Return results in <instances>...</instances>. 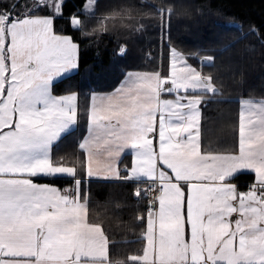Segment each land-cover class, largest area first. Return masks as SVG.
<instances>
[{
	"label": "snow or ice",
	"instance_id": "6c2138e0",
	"mask_svg": "<svg viewBox=\"0 0 264 264\" xmlns=\"http://www.w3.org/2000/svg\"><path fill=\"white\" fill-rule=\"evenodd\" d=\"M95 6L0 0V264H264V97L242 95L231 145L206 146L203 109L219 102L223 85L204 68L217 58L185 54L169 37L166 74L123 72L110 92L91 91L82 110L77 91L56 94L80 64V44L66 33L99 37L115 15L133 19L128 8L89 29L81 13L93 16ZM151 7L162 30L170 26L172 5ZM127 53L121 45L116 54ZM233 77L242 82L243 73ZM82 120L73 150L56 154ZM242 174L245 190L234 182ZM93 177L133 184V198L147 202L133 217L144 225L142 246L126 259L112 258L113 241L92 219ZM57 178L70 183L36 182Z\"/></svg>",
	"mask_w": 264,
	"mask_h": 264
},
{
	"label": "trees",
	"instance_id": "16d2710c",
	"mask_svg": "<svg viewBox=\"0 0 264 264\" xmlns=\"http://www.w3.org/2000/svg\"><path fill=\"white\" fill-rule=\"evenodd\" d=\"M20 2L23 4L24 0ZM84 3L85 0H67L68 10L82 9ZM152 5H172L170 26L162 30L160 18ZM128 8L132 9L133 19L121 20L120 15H115L108 21L109 31L102 36L81 37L79 32L66 33L74 35L80 44V64L71 79L57 82L56 94H62L69 87L77 91L83 110L85 98L91 91L112 90L123 78V72L162 70L166 74L170 37L171 44L185 54L216 56V67H205L204 71L217 75L223 85L222 96L218 98L219 102L209 103L203 109V138L206 146H230L240 97H264V0H96L95 14L88 17L81 13V18L91 29L90 25H95L97 18L122 14ZM112 22L116 23L112 25ZM137 22L144 25L143 31L135 30ZM56 26L62 27V22L57 21ZM252 26L259 30V34L250 31ZM229 44L231 47L226 51H220ZM121 45L128 49L124 57L116 54ZM190 62L199 66L196 58H190ZM233 72L236 77L243 73L242 82L233 77ZM84 130L82 120L81 126L67 135L54 152L62 154L64 147H70L72 151ZM127 160L125 155L121 165ZM38 181L60 188L70 183L66 179ZM236 181L244 187L250 177L242 174ZM88 188L92 219L99 218L103 222L113 241L110 255L114 259H126L142 246L140 232L144 225L134 222L133 217L138 211H145V201L137 202L133 198V184L91 179ZM116 201L125 207L117 211L113 203Z\"/></svg>",
	"mask_w": 264,
	"mask_h": 264
},
{
	"label": "crops",
	"instance_id": "0c3cea01",
	"mask_svg": "<svg viewBox=\"0 0 264 264\" xmlns=\"http://www.w3.org/2000/svg\"><path fill=\"white\" fill-rule=\"evenodd\" d=\"M191 63V62H190ZM194 66H197V65H195V64H193ZM135 71V70H134ZM138 71H147V70H138ZM149 71H151V70H149ZM118 85V84H117ZM116 85V86H117ZM111 91V90H110ZM110 91H106V92H110ZM71 151V149H70V147H64V149H63V152H62V154H64L65 152H70ZM56 154H60V151L59 152H57ZM62 154H60V155H62ZM130 160V157L128 156V160H127V163H128V161ZM121 167H123L122 165H121ZM57 179H66V180H69L68 178H57ZM92 179H95V180H103L102 178H97V177H93ZM36 182H38V183H45V182H39V181H36ZM235 183H237L236 181H234ZM240 185V184H239ZM245 186H246V184H245ZM245 186L243 187H241V190H245Z\"/></svg>",
	"mask_w": 264,
	"mask_h": 264
},
{
	"label": "rangeland",
	"instance_id": "374dc122",
	"mask_svg": "<svg viewBox=\"0 0 264 264\" xmlns=\"http://www.w3.org/2000/svg\"><path fill=\"white\" fill-rule=\"evenodd\" d=\"M96 17H97V16H96ZM114 23H116V22H112V25H114ZM94 26H95L94 23L90 25L91 28L94 27ZM236 182H237V181H236ZM237 183L239 184V182H237Z\"/></svg>",
	"mask_w": 264,
	"mask_h": 264
},
{
	"label": "built area",
	"instance_id": "2783aa9c",
	"mask_svg": "<svg viewBox=\"0 0 264 264\" xmlns=\"http://www.w3.org/2000/svg\"><path fill=\"white\" fill-rule=\"evenodd\" d=\"M147 203V202H146Z\"/></svg>",
	"mask_w": 264,
	"mask_h": 264
}]
</instances>
